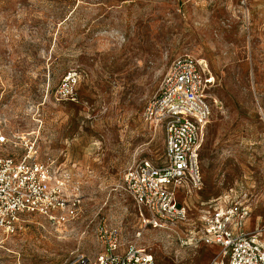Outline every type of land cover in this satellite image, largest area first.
<instances>
[{"label":"rangeland","instance_id":"obj_1","mask_svg":"<svg viewBox=\"0 0 264 264\" xmlns=\"http://www.w3.org/2000/svg\"><path fill=\"white\" fill-rule=\"evenodd\" d=\"M186 54L207 60L220 101L197 198L246 202L250 222L264 224V0H0V123L10 138L0 154L21 156L29 141L39 160L72 170L84 196L83 215L60 231L22 213L15 233L0 232V264L94 259L104 221L135 240L124 173L136 159L161 158L164 132L143 114ZM69 77L66 99L59 88ZM139 245L159 264H208L221 250L181 247L153 228Z\"/></svg>","mask_w":264,"mask_h":264},{"label":"built area","instance_id":"obj_2","mask_svg":"<svg viewBox=\"0 0 264 264\" xmlns=\"http://www.w3.org/2000/svg\"><path fill=\"white\" fill-rule=\"evenodd\" d=\"M70 78L59 88L62 98L74 97ZM215 86L205 58L186 54L171 62L143 114L146 122L163 130L164 152L158 161L136 159L123 177L140 223L135 240L124 241L121 229L104 221L98 228L102 250L96 258L81 254L67 264H159L139 245L148 228L163 231L181 247L219 246L208 264H264V225L247 229L249 204L223 195L197 198L205 184L201 148L220 103L213 95ZM9 142L0 123V145ZM36 152L25 141L21 156L0 154V232L15 233L22 213L39 215L58 231L83 215L84 196L72 170L54 158L39 160Z\"/></svg>","mask_w":264,"mask_h":264},{"label":"crops","instance_id":"obj_3","mask_svg":"<svg viewBox=\"0 0 264 264\" xmlns=\"http://www.w3.org/2000/svg\"><path fill=\"white\" fill-rule=\"evenodd\" d=\"M261 225H264V224H263V223H251L250 220L247 221V223H246V226H247V229H248V230H252V229H254L255 227H257V226H261Z\"/></svg>","mask_w":264,"mask_h":264}]
</instances>
